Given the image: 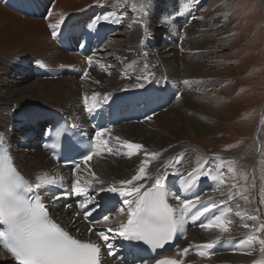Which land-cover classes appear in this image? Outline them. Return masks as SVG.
Listing matches in <instances>:
<instances>
[{"label": "bare ground", "instance_id": "6f19581e", "mask_svg": "<svg viewBox=\"0 0 264 264\" xmlns=\"http://www.w3.org/2000/svg\"><path fill=\"white\" fill-rule=\"evenodd\" d=\"M67 1L55 0L50 4L46 15L48 21L59 19L62 26L66 25L61 28L62 38L55 35L53 38L65 49L54 45L50 35L49 45L40 38L41 35H47L44 26L47 20L43 23L38 19L31 21L32 19L16 16L8 23L19 24L24 30L33 29L35 36L30 43L14 51L12 49L13 52L8 51V60L5 59L8 65L0 58V78L7 80L10 76L13 85V90L0 85V142L10 147L15 157L14 163L43 197L51 215L61 227L78 239H91L112 249L107 260L110 264H151L147 259H133L126 255L118 242V235L129 215L136 216L142 205L150 200L152 204L159 205L162 211L170 208L179 222L176 244L170 253L178 255L184 263L264 264V236L259 231L258 221L252 222L249 217L253 210L250 201L237 197L233 184L226 182L224 185L221 182L219 185V181H223L222 172H217L216 176L213 174L210 179L212 183L206 181L209 172V167H206H215L216 160L212 161L200 147L191 144L186 135V121L192 118L197 132H212L205 122L208 116L198 112L190 117L187 112H196L194 108L202 106L201 102L208 101L206 97L210 93L216 97L217 57L212 51H199L198 41L192 39V36L177 43L176 46L182 44V50H178V47L175 49L171 42L175 37H180L179 30L182 31L183 26L187 25L181 26L176 20L175 26L171 24L175 31L162 35L168 42L167 53L165 57L161 56L163 62L156 57L153 61L156 52L152 56L149 52H140L141 50L136 54L134 47L140 37V32L136 33L139 29L137 26H130L125 33L117 29L108 32L107 29L102 39H99L102 29L95 26L90 35L83 36L85 29L96 23L109 20L117 24L121 22V17L123 21L124 16L140 13L138 4L144 0H133L123 9L121 17L116 12L110 13L107 6H114L115 0H93L81 6H72ZM174 1L175 4L166 1L156 16L162 17L166 12L174 11L184 15L192 12L188 7L180 12L178 0ZM205 9L207 8L200 12ZM78 10H83L80 12L82 14L75 20H70V15ZM2 11L4 15L10 16L8 10L0 7V12ZM209 11L216 16L217 10L213 5ZM178 14L176 18H179ZM189 20L190 18L187 19L188 22ZM11 23L9 26L13 25ZM22 28L17 31L23 32ZM6 30H0V43L3 42L2 37L6 36ZM9 30V39L14 38L17 34ZM159 36L157 43H164L165 40ZM83 39L89 42L85 46ZM14 43L17 44L15 40ZM188 44L192 45L187 47ZM75 46L77 51L81 49L88 53L89 63L72 52ZM108 51L112 54L107 53ZM155 51L158 53L156 48ZM156 56L158 57L157 54ZM35 57H43L47 61L46 66L52 69L58 68V74L51 77L44 73L40 67L42 63ZM149 57L152 61L145 65L146 60L142 61L141 58ZM74 59L76 64H73ZM73 67L80 71L71 72ZM140 78L145 83H140ZM177 78L179 81L186 79L188 89L185 87L186 81L182 83ZM149 80H152V86H149ZM147 89L153 90V104L149 112L151 116H146L148 106L145 102L151 100L145 94L142 98L122 104L124 122L113 130H108L106 124L115 111L114 103H118L116 96L127 90H142L139 92L142 93ZM181 92L182 96L178 98ZM200 94L203 95L197 101L196 97ZM107 95L111 97L103 104ZM144 97L149 100L146 101ZM174 100L176 103L172 102ZM167 107L169 108L166 110ZM46 109L59 111L71 125L84 132L91 131L87 110H93V117L100 122L101 131L96 135L99 144L95 154L78 169L60 167L43 151L45 131H48L50 122H53V117L44 111ZM156 113L159 114L154 116ZM131 115H140L142 119L129 120ZM181 122L184 124L180 125ZM256 147L253 145L246 149V159L252 160ZM114 188L128 189L127 197L118 195L119 191L112 195ZM74 190L78 193L86 192V195H90V200L78 202ZM156 191L159 194L154 195ZM106 193L111 195L107 201L115 203L108 208V216L101 218L94 225L95 230H92L79 214L81 209H77L78 203L93 207L96 203H101ZM254 223L257 224L256 228ZM153 229L158 231L161 227L155 224ZM182 234L183 240L180 238ZM18 236L19 243L23 244L25 239L21 232L19 234L10 228H0V264H14L16 261L24 263L21 254L9 243L8 248L5 244ZM220 241L225 242L226 248L213 250L211 247ZM85 244L81 242V246ZM188 248L192 250L188 252ZM194 249L198 250L193 251Z\"/></svg>", "mask_w": 264, "mask_h": 264}, {"label": "rangeland", "instance_id": "374dc122", "mask_svg": "<svg viewBox=\"0 0 264 264\" xmlns=\"http://www.w3.org/2000/svg\"><path fill=\"white\" fill-rule=\"evenodd\" d=\"M91 1L93 0H68L67 3H70L72 6H81ZM166 1L175 4L174 0H144L138 4L140 13L124 16L123 21L120 15L123 9L130 5L133 0H115L114 6H107L110 13L116 12L121 17L122 24L121 22L116 24L119 32H127L130 26H137L139 28L136 32H140L139 42L134 47V50L136 49L137 51L136 54H139L138 51L140 50V52H149L151 56L153 52H156L158 57L155 54L153 61L156 57L160 62H163L161 56L165 57L168 42L165 38H162V35L164 33L172 34L175 31V27L171 26V24L175 26L179 23L181 26L187 25L183 26L182 31L179 30L178 36L180 37H175V40L171 42L175 49L178 47V50H182V44L179 47L176 46L177 43L179 44V41H183L192 36V39L198 41L199 51H212L214 56L217 57L216 73L218 74L216 75V97L214 98V95L210 93L206 97L208 101L201 102L203 104L202 106L194 108L196 109V112L192 111L194 114L190 111L187 112L190 117L196 115L198 112L208 116L209 118L205 122L210 126L209 128H211L212 132L209 134L197 132L191 121L193 120L192 118L186 121V135L190 139L191 144L200 147L206 155H209L212 161L216 160L215 167L211 165L206 167H209L207 179H211L213 174L216 176L219 172H222L223 181L220 180L219 185H221V182L224 185H226V182L233 184V189L238 194L237 197L243 198L245 201H250L251 206L254 208L252 207L253 210H251L252 213L249 217L252 218V222L258 221L260 224L259 231L264 236V0H196L195 2L193 0H178L180 12L183 11L184 7H188L187 9H190L192 12L187 13V16L175 11L170 13L166 12L162 17L156 16L157 12L163 9ZM54 2L55 0H0V7L10 12V16L4 15L3 11L0 12V30L7 29L5 31L6 36L2 37L3 42L0 43V58L2 62L8 65V61H6L8 60V51H12V49L14 51L20 46L30 43L35 36L33 29H28L29 31L24 30L19 24L15 25L13 22V25H11L12 28L9 26L11 22L8 23V21L14 19L16 16L32 19L31 21L38 19L43 23L47 20L44 23L47 35H41L40 38L49 45L50 35L54 45L65 49L64 46L58 45L53 38L55 36L62 38L63 33H60L61 28L66 25L62 26V22L59 23V19L51 21V23L46 17L49 13L50 4ZM61 4L64 3L61 2ZM212 5L217 10L216 16L215 14L209 13V8ZM204 8L207 9L204 12H200ZM94 14L96 13L94 12ZM176 14H178L179 18H176ZM189 18L190 20L188 22L187 19ZM4 25L6 26L4 27ZM19 28L20 30L22 28L23 32L17 31ZM8 29L17 35L9 39ZM159 35L165 40L164 43H157L156 39L160 37ZM14 40L17 44L14 43ZM189 45L192 44H188L187 47ZM152 47H155L158 53ZM106 50H109V48ZM72 52L84 58V62L87 61V52H84L86 56H83L77 51L76 46ZM107 53L111 52L108 51ZM108 57L112 58L111 56ZM35 58L42 63L40 67L44 73L50 74L51 77L58 74L56 72L58 68L52 69L46 66L47 61L43 57ZM141 59L142 61L146 60L145 65H149L148 61H152L151 57ZM206 60L208 59L206 58ZM76 63L77 61L74 59L73 64ZM76 70L80 71L77 67L70 69L74 73H76ZM34 76L38 77L36 75ZM8 78L7 80H1L0 78V85L9 89L13 85H11L12 78L10 76ZM140 79V83H145L143 79ZM179 80L177 78V81ZM184 80L186 81V79ZM185 81L182 80L179 82L184 83ZM185 87L188 89L187 81L185 82ZM12 88L11 90H13ZM181 94L182 92L178 98L182 96ZM202 95L200 94L198 98L196 97L197 101H200V96ZM144 98L146 101L149 100L148 97ZM176 100L172 102L176 103ZM140 101H143V99ZM173 103L170 104L172 105ZM158 114L156 113L154 116ZM183 124V122L180 123V125ZM21 131L17 134L18 136H20ZM253 145L257 146L255 154L252 160H248L244 154L246 149ZM255 225L257 224L254 223ZM183 236V234L180 235L182 240Z\"/></svg>", "mask_w": 264, "mask_h": 264}]
</instances>
